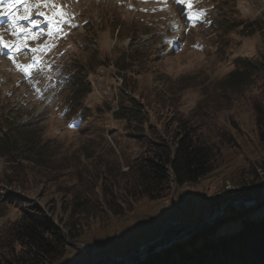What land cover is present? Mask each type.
I'll use <instances>...</instances> for the list:
<instances>
[{"label":"rangeland","instance_id":"obj_1","mask_svg":"<svg viewBox=\"0 0 264 264\" xmlns=\"http://www.w3.org/2000/svg\"><path fill=\"white\" fill-rule=\"evenodd\" d=\"M187 3L27 0L31 20L39 26L21 20L15 32L0 11V39L12 49L9 59L8 50L0 47V200L27 199L67 235L64 209L71 197L43 183L56 175L65 188L77 183L79 173L92 181L88 192L101 201L104 175L125 178L126 161L141 149L115 115L121 92L141 94L149 111L167 115L176 109L204 123L207 134L223 131L235 140L222 147L225 164L213 174L196 184L172 186L163 199H142L123 217L107 214L106 227L100 224L102 210L88 208L84 235L69 241L57 264H110L133 250L146 256L148 245L174 239L162 241L167 229L187 234L207 219L204 229L216 222L210 215L214 201L226 199L237 208L234 197L263 182L264 147L249 93L218 101L215 96L237 58L264 56V0ZM12 11L16 18L25 15L23 6ZM200 11L205 15L195 23L188 19V13L195 17ZM16 65H33L28 68L31 79ZM67 73L73 75L69 84ZM150 114L153 122L156 116ZM99 161L112 166L98 169ZM19 168L36 182L27 189L2 183ZM6 209L0 227L21 214L14 206ZM255 217H264V209ZM240 225L237 221L221 230L235 232Z\"/></svg>","mask_w":264,"mask_h":264},{"label":"trees","instance_id":"obj_2","mask_svg":"<svg viewBox=\"0 0 264 264\" xmlns=\"http://www.w3.org/2000/svg\"><path fill=\"white\" fill-rule=\"evenodd\" d=\"M251 26L249 24L247 28ZM234 63V71L225 78L224 86L215 99L244 96L248 92L256 115L258 139L264 147V56L260 60L239 57ZM66 78L69 84L73 75L67 73ZM148 107H151L150 103L141 94L126 95L121 92L115 115L125 121L127 137L139 144L141 153L126 161L128 172L122 181L111 175L102 177L101 201L94 193L92 196L89 194L88 191L93 190L90 187L92 181H84L82 174L77 173V183H69L65 188L59 185L56 175L46 177L45 187H54L71 197L69 206L65 205L64 209L67 213L64 224L67 235L55 228L52 220L38 207H31L27 199L0 200V204H5L4 209L0 208V217L5 215L7 206H14L21 212L16 220L7 221L0 227V264H57L64 258L69 241L84 235L88 225L83 216L88 208L102 210L100 224L106 227L109 222L107 214L123 217L133 211L140 200L163 199L172 186L196 184L225 164L222 147L235 142L227 132L207 134L204 123H198L195 116L187 117L176 109L170 110L167 115L150 109L156 116L152 122ZM109 165L112 166L107 161H99L97 166L98 169L103 166L107 171ZM254 175L259 178L256 169ZM261 179L262 183L243 189L234 197L238 202L237 208L225 202L226 199L214 201L210 208V215L216 218L214 224L204 229L196 228L185 235L183 231L171 232L167 229L162 241L175 235L178 238L163 245L161 241L148 245L145 247L149 252L146 256L140 250H133L124 259H115L114 263L264 264V217H255L264 209V177ZM35 182L34 178L32 181L28 179V173L23 168L13 171L8 180L2 181L23 189ZM237 221L241 225L235 232L221 230L223 226ZM226 227L227 231L232 228Z\"/></svg>","mask_w":264,"mask_h":264},{"label":"snow or ice","instance_id":"obj_3","mask_svg":"<svg viewBox=\"0 0 264 264\" xmlns=\"http://www.w3.org/2000/svg\"><path fill=\"white\" fill-rule=\"evenodd\" d=\"M179 3L181 4H185L187 3V0H178ZM20 6L24 7L25 10V15L22 18H16L15 13L12 11L13 9H19ZM0 7H7L8 11L6 13H4V15H6L8 17V27L12 28L13 32H15L16 28L18 27H22L23 25L21 24V20H31V10L28 9L27 7V0H11V2H9V0H0ZM187 7L190 9L192 7L191 3H187ZM38 15H44L43 13H37ZM64 13L61 12L59 15H63ZM205 15V12L200 11L195 13V17H193V15L191 13H188V19L189 20H193V23H195V20L202 18ZM45 19L47 20V22L49 24H53L55 22V17H53L52 19H48L47 17H45ZM13 21H15V23H13ZM31 24L32 26H39V22L38 21H34L31 20ZM57 27H59V25H57ZM31 33H25V36H30ZM0 47H2L3 49H7L8 50V58L12 59V49L9 47V45H7L6 43H4L2 41V39H0ZM33 52L35 51L34 49L32 50ZM15 63V62H14ZM16 67L21 68V70L24 72V74L31 79V77L28 75V68L33 67V65H29L27 67H22L20 65H16ZM40 71H42L43 69H39Z\"/></svg>","mask_w":264,"mask_h":264},{"label":"water","instance_id":"obj_4","mask_svg":"<svg viewBox=\"0 0 264 264\" xmlns=\"http://www.w3.org/2000/svg\"><path fill=\"white\" fill-rule=\"evenodd\" d=\"M207 218V217H206ZM203 222H204V224H203ZM206 222H207V219L205 220V221H202L201 223H200V225H199V229H203L202 227L206 224ZM182 231V230H181ZM185 235V234H184ZM184 235H182V236H180V237H183ZM178 238V236H174V238ZM110 264H115V263H110Z\"/></svg>","mask_w":264,"mask_h":264},{"label":"bare ground","instance_id":"obj_5","mask_svg":"<svg viewBox=\"0 0 264 264\" xmlns=\"http://www.w3.org/2000/svg\"><path fill=\"white\" fill-rule=\"evenodd\" d=\"M9 2H11V0H9ZM13 10H16V9H13ZM0 11H1L2 14H4V13H6L8 11V9H7V7H2V8L0 7Z\"/></svg>","mask_w":264,"mask_h":264}]
</instances>
